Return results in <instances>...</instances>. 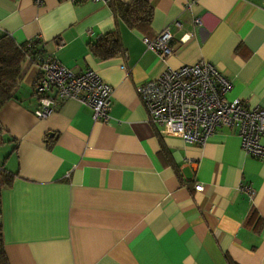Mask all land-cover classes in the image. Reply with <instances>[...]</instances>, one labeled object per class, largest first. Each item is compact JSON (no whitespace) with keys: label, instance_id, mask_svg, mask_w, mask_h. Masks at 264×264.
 <instances>
[{"label":"crops","instance_id":"obj_1","mask_svg":"<svg viewBox=\"0 0 264 264\" xmlns=\"http://www.w3.org/2000/svg\"><path fill=\"white\" fill-rule=\"evenodd\" d=\"M145 1L150 19L129 27L112 2L131 0H0V37L37 38L66 68L92 69L112 87L106 123L73 99L37 119V70L21 64L16 99L0 108L8 264H264V159L227 128L202 144L161 135L136 92L204 59L230 81L226 100L264 108V0ZM165 26L174 51L163 59L143 38ZM111 32L123 51L95 57L89 44Z\"/></svg>","mask_w":264,"mask_h":264},{"label":"built area","instance_id":"obj_2","mask_svg":"<svg viewBox=\"0 0 264 264\" xmlns=\"http://www.w3.org/2000/svg\"><path fill=\"white\" fill-rule=\"evenodd\" d=\"M43 0H34L36 5ZM70 3L81 1L102 2L108 0H65ZM198 18L193 19L198 24ZM177 24V23H175ZM170 27L165 26L150 39L143 38L147 49L158 57L170 56ZM26 44L31 47L32 42ZM59 40L55 47H59ZM27 60L36 67L34 88L37 105L33 115L37 119L47 117L64 100L73 99L89 107L94 121L106 123L111 110L112 87L104 82L92 69L75 73L62 65L53 55L35 50ZM227 80L211 63L204 59L184 64L176 69H166L157 78L136 86L151 125L161 135L175 136L189 144H202L219 128L234 130L239 145L248 155L264 159V108L249 107L245 101L226 100L230 89ZM195 191L202 184L194 185ZM250 198L255 191L250 185L241 186Z\"/></svg>","mask_w":264,"mask_h":264},{"label":"trees","instance_id":"obj_3","mask_svg":"<svg viewBox=\"0 0 264 264\" xmlns=\"http://www.w3.org/2000/svg\"><path fill=\"white\" fill-rule=\"evenodd\" d=\"M112 7L115 15L129 27L147 22L152 14V9L145 0H131L128 4L112 2ZM27 43L28 41L17 44L7 35L0 37V108L9 100L16 99L21 64L29 54L37 50L39 41H33L31 47ZM89 50L95 57L104 60L120 54L123 48L119 35L111 32L89 44ZM0 264H8L1 238Z\"/></svg>","mask_w":264,"mask_h":264},{"label":"rangeland","instance_id":"obj_4","mask_svg":"<svg viewBox=\"0 0 264 264\" xmlns=\"http://www.w3.org/2000/svg\"><path fill=\"white\" fill-rule=\"evenodd\" d=\"M155 35H156V34H155ZM155 35H154V36H155ZM148 39H150V38H148Z\"/></svg>","mask_w":264,"mask_h":264}]
</instances>
